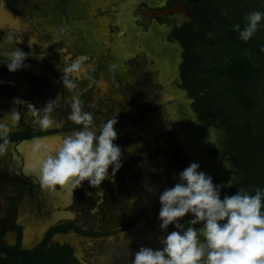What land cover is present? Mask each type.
I'll return each instance as SVG.
<instances>
[{"label": "rangeland", "instance_id": "rangeland-1", "mask_svg": "<svg viewBox=\"0 0 264 264\" xmlns=\"http://www.w3.org/2000/svg\"><path fill=\"white\" fill-rule=\"evenodd\" d=\"M129 1L131 0L76 1L80 12L68 13V16L62 18V23L59 26L56 25L64 30L62 31L63 40L53 42L54 46L60 50H53L47 55V60L54 71L56 85L60 86L61 89L65 88L61 81L63 76L61 70L68 63L65 60L68 53L72 59L81 55L88 56L84 68L91 79L81 77V83L77 86L76 91H78L83 103L86 105L94 104L95 110L90 112L93 113L97 125L115 116L116 103L124 100L115 91L119 89L130 91V87L137 86V91H131L128 98L118 105L120 112L116 114L117 124L114 125V129L117 132V139L114 143L118 144L121 149L123 148L122 165L126 167L124 173L128 183L132 172H136V165L137 167H146L150 174L132 184L134 188L126 191L128 197L142 193L145 196L141 197L146 202L158 200L159 192L174 186L177 182L175 177L179 171L192 162L199 163V170L204 163L207 164L206 166H210L212 171L207 167V172L209 170L208 175L212 176L214 184L227 185V181H231V186L221 188V198L232 189L233 192L234 190L238 191V188H241L250 174H255L257 170L264 168V55L252 56L263 65L261 79L253 91L258 100L257 116L254 120L248 122L238 120L234 109H223L218 117L220 121L210 117H201L194 107L196 97L192 95L191 87L185 86L182 80L183 46L197 53L204 46L205 41L212 38V33L198 22L193 23L190 20L192 9L183 4L181 0L178 2L182 4V7L184 6V11L186 9V16L182 22L178 21L177 16L164 18L163 16L166 15L155 18L153 14L151 18L147 19L148 16L144 12L150 7L157 9L166 8L167 5L171 6L173 0H150V3L157 4L155 6L144 3V1L138 4L141 0H137L133 3L134 6L128 10L127 16L122 8ZM212 1L223 7L222 12L227 17L240 12L241 15L244 12L243 17H246L247 13L251 11L264 12V0ZM176 5L178 4L176 3ZM175 14L182 16L180 8H174L170 15ZM119 16H121L120 19ZM88 21L98 22L97 27L95 28ZM154 21L159 24H155ZM76 26H82L83 30L80 34L78 30H75L74 27ZM88 28L96 30L90 37L88 36ZM152 28L156 29V32H160H157V35L161 34L160 39H162L163 46H159L163 47L161 50L166 56L165 62L163 59L161 60L158 54L157 45L149 42L148 44L151 43L152 47H148L145 44L147 39L152 38L150 36V29ZM259 28L264 31V27L260 26ZM122 41H124L123 44ZM84 42L89 43L90 49L83 50L82 48L79 52L70 51L72 46L83 45ZM121 44L123 50L120 49L119 51L123 55H121V60L117 61V58L115 59L116 53L113 50ZM142 44L147 47H145L146 51ZM160 67L165 72L169 70L166 72V76L164 75L165 77L160 78ZM106 91L110 94L112 92L111 100L105 98L110 95L105 94V96ZM109 102L112 104L107 107H100L101 103L105 105ZM177 102L182 103L186 108L185 114L188 122L193 121L192 126L195 131H192L194 135L199 133L198 127H202L207 131L204 133L207 135L205 138L208 141L201 138L199 143L190 147L191 149L183 144L182 131L177 127L174 119L171 120L170 117V108ZM203 107L205 108L204 104ZM135 156H140L141 159L134 160ZM232 175L235 176V179H232ZM149 187H154L155 193H150ZM138 197L140 196L133 197L131 200L134 198L135 200H130L131 202L128 204L143 202L141 201L142 198L137 201ZM91 205L96 209L99 201L94 200ZM185 218L186 221L191 217L186 215ZM146 223L142 230H139L138 227L133 229V231L137 230L136 237H142L140 239L142 242L139 243L140 246L136 251L141 246L159 248L158 237L165 234L159 228L158 222L147 220ZM199 226L196 225L195 227ZM168 230L169 232L172 231V229ZM156 233H158L157 237H155ZM143 236H146L145 239ZM122 237L121 240H124L125 237Z\"/></svg>", "mask_w": 264, "mask_h": 264}, {"label": "flooded vegetation", "instance_id": "flooded-vegetation-1", "mask_svg": "<svg viewBox=\"0 0 264 264\" xmlns=\"http://www.w3.org/2000/svg\"><path fill=\"white\" fill-rule=\"evenodd\" d=\"M76 1L0 0V62H5L7 53L15 47H19L26 53L35 51V55H29L25 61L28 65L27 68L9 72L6 65L0 64V81H3V83H0V123L7 124L11 128L7 151L4 155H0V264H128L124 256L119 258L121 252L126 255V246H122L120 240L123 238L122 236L131 233L138 226L139 221L132 217L126 219L124 216L126 215L125 212L128 211L127 207L137 205L139 202L131 205L128 203L134 201V199L131 200L133 197L140 196L136 200L139 201L138 199L142 198L141 201L143 202L138 205L143 206L146 204L160 207L159 200L146 202L141 197L144 195L142 193L127 196L126 191L134 188V185H132L134 182L150 174L146 167H137L136 165V172L133 170L135 173L132 172L128 183L124 173L126 167L122 165L115 174L114 182L105 179L99 188H95L90 187L87 181H83L81 186L73 190V193H71L70 186L57 188L55 191L42 189L38 183V170H33L31 167L35 164V161L31 158L32 140L34 138L44 137L48 138L49 143H55L57 137L68 135L74 130H79L80 127L66 119L67 113L70 111L67 100L74 93H70L66 88L61 89L60 86L56 85L54 71L47 60V55L51 51L60 50V48L54 46L53 42L56 40L62 41L64 38L62 32L64 30L56 25L59 26L62 23V18L68 16V13L80 12ZM142 1L151 6L157 5L147 0H141L138 4ZM176 3L178 5L175 6ZM183 7L178 0H173L171 6L167 5L166 8L157 9L150 7L149 10L145 9L144 12L147 13V19L151 18L153 14L155 18L166 15L163 17L177 16L178 21L182 22L184 16H186V9L184 11ZM174 8H180L182 16L170 15ZM190 20L193 23L196 22L193 13ZM183 22L185 23L186 20ZM97 23L90 22L95 28ZM155 24L159 23L155 22ZM74 28L76 31L78 30L79 34L83 30L82 26ZM87 31L90 37L96 30L88 28ZM10 35L13 37L11 42L7 39ZM30 37L39 44H33L32 48H29L28 41ZM17 39H20L22 43L16 44ZM149 42H152V40L147 39L145 44L152 47L151 43L148 44ZM123 43L124 41H122ZM122 44L113 50L116 53L115 59L117 58V61L121 60V55H123L121 52L123 50ZM44 47L46 48L44 49ZM145 47H143L144 50ZM183 47L185 52L186 47ZM82 48L83 50L90 49L89 43L84 42L83 45L72 46L70 51L79 52ZM120 49L121 51H119ZM40 53H45L44 58L38 59ZM192 53L193 51L189 49L186 58L188 59L191 56L189 54ZM68 56H70L69 53ZM165 57L164 55L162 59ZM190 63L191 61L188 64ZM159 69H161L162 75L160 78H162L163 75H166V72L162 67ZM188 69H191V67ZM71 78L79 86L81 78L79 80H76L75 76ZM161 82L163 83L162 80ZM131 91H137V86L130 87V91L120 89L115 91L124 99L119 101L118 104L116 103V114L120 112L118 105L128 98ZM105 94L110 93L106 91ZM107 96L105 98L111 100L112 92ZM56 97L53 118L58 122L62 121L63 126L60 128L53 126L42 131L34 123L32 109L27 104L39 109L44 107L47 101L54 100ZM15 99L21 101L18 100L16 104L14 103ZM103 103L100 107H107L112 104L109 102L102 105ZM180 105L184 107L182 103L177 102L170 108L171 120L174 119L173 121L179 129L178 109ZM13 109L20 114L18 122L12 121L10 117L9 113ZM184 109L186 108L184 107ZM83 110L87 112L95 110L94 104L86 105L83 103ZM198 129L199 133L202 132L200 136L203 138L204 132L207 131L202 127H198ZM181 139L183 144L189 146V148L193 146L184 142L183 133ZM138 159H141V157H134V160ZM206 165L205 163L202 164L200 171L208 174L209 170L212 171V168ZM207 167L209 168L208 172ZM109 171L111 172L110 168ZM231 191L233 192V189ZM230 192L227 195L234 194V192ZM94 200L99 201L96 209L91 205ZM129 219L130 221L126 224L125 221ZM185 219L184 217L182 222ZM153 227L155 228V226ZM157 234L155 237H157ZM145 237L143 236L144 239ZM141 238L140 236L127 238L126 240L129 241L127 251L135 253L140 246L139 243L142 242ZM154 247L156 249V246ZM114 255L116 256L114 257Z\"/></svg>", "mask_w": 264, "mask_h": 264}, {"label": "clouds", "instance_id": "clouds-1", "mask_svg": "<svg viewBox=\"0 0 264 264\" xmlns=\"http://www.w3.org/2000/svg\"><path fill=\"white\" fill-rule=\"evenodd\" d=\"M262 20L264 12L251 11L245 17L243 28L239 23L232 28L238 32L240 40L247 42ZM7 39L11 42L13 37L10 35ZM19 43L22 41L17 39L16 44ZM33 44L39 43L30 37L29 48ZM29 55H35V51L26 53L15 47L0 64L6 65L9 72H15L28 67L25 61ZM44 55L40 53L38 59ZM65 60L69 62L61 70V81L68 92L74 93L67 100L70 111L66 119L80 127L57 137L55 143H49L44 137L34 138L31 158L35 164L31 167L38 170V183L42 189L55 191L70 186L73 193L83 181L95 188H99L105 179L114 182L116 172L122 167L123 152L114 143L117 139L116 116L97 125L93 113L83 110V102L76 91L77 83L71 78L91 79L84 68L88 56L75 59L68 56ZM56 99L47 101L39 109L27 104L32 109L34 123L42 131L63 126L62 121L53 118ZM9 114L12 121H19V112L13 109ZM10 131L9 125L0 123V155L7 151ZM199 168L198 162L190 163L179 171L174 186L159 192L157 219L159 228L165 233L158 237L160 247L141 246L133 254L130 264H264V188L257 187L254 194L238 188L235 194H225L221 198V188L231 186V181L228 180L227 185L214 184L212 176ZM232 179H235L234 175ZM148 191L155 193L156 190L149 187ZM186 215L191 218L181 222ZM169 225L174 230L167 231Z\"/></svg>", "mask_w": 264, "mask_h": 264}, {"label": "trees", "instance_id": "trees-1", "mask_svg": "<svg viewBox=\"0 0 264 264\" xmlns=\"http://www.w3.org/2000/svg\"><path fill=\"white\" fill-rule=\"evenodd\" d=\"M181 1L192 9L195 21L213 35L197 53L189 54L188 59L189 48L186 47L184 52L182 80L185 86L192 88V95L196 97L195 109L201 117L214 120H219L223 109H234L240 121L254 120L258 100L253 91L261 79L263 65L252 56L264 55V31L259 28L249 41L244 42L232 28L236 23L243 28L244 12L227 17L222 12L223 7L212 0ZM261 24L264 27V20ZM203 104L205 108H202ZM257 172L250 174L241 185L249 194H254L257 187L264 188V168Z\"/></svg>", "mask_w": 264, "mask_h": 264}, {"label": "bare ground", "instance_id": "bare-ground-1", "mask_svg": "<svg viewBox=\"0 0 264 264\" xmlns=\"http://www.w3.org/2000/svg\"><path fill=\"white\" fill-rule=\"evenodd\" d=\"M135 1H137V0H131V1H129V2H127L125 5H124V7L122 8V11L125 13V15H127L128 16V10L132 7V6H134V2ZM148 1H150V0H148ZM121 9V8H120ZM130 12V11H129ZM146 13V12H145ZM147 14V13H146ZM121 15V14H120ZM144 15V14H143ZM120 19V18H119ZM132 19V18H131ZM129 20V19H128ZM124 21V20H123ZM132 22V21H131ZM123 24V23H122ZM121 24V25H122ZM127 27V26H126ZM134 28V27H133ZM157 28V27H156ZM125 29V28H124ZM151 31H150V36L152 37L151 38V40H152V42L155 44V45H157L156 46V48L157 49H159L158 50V54L160 55V58H161V60H162V57L164 56V54H162L163 52H162V50H161V48L163 49V47H160L159 45H162L163 43H162V39H160V35L158 34L157 35V32H159V31H157L156 32V29H150ZM131 32V31H130ZM129 33V32H128ZM133 33V32H132ZM160 33V32H159ZM146 35V34H145ZM163 36V35H162ZM132 37H133V35H132ZM128 40V39H127ZM142 41V40H141ZM165 45V44H164ZM142 46V45H141ZM163 46V45H162ZM143 47V46H142ZM145 47V46H144ZM175 50V49H174ZM173 50V51H174ZM146 51V50H145ZM172 54V53H171ZM174 57V56H173ZM169 58V57H168ZM175 58V57H174ZM163 60H164V62H165V59L163 58ZM166 65H168V64H166ZM169 67V66H168ZM166 68H167V66H166ZM167 71H169V70H167ZM166 71V72H167ZM162 75V74H161ZM164 76V75H163ZM166 76V75H165ZM164 76V77H165ZM164 80V79H163ZM169 82V81H168ZM168 97L169 98H171L170 97V95H168ZM167 97V98H168ZM166 98V97H165ZM178 98V97H177ZM181 106V105H180ZM178 111H179V118H180V121H178V125H179V127H180V129H181V131H182V133L184 134V142H186V144L187 143H189L188 145H195V144H197V143H199L200 141H201V133H198L196 136L194 135V133H193V126L191 125L192 123H193V121L191 122V120H190V122H188V119H187V117H186V114H185V112H186V109H184V107L183 106H181V107H179V109H178ZM177 121V120H176ZM187 121V122H186ZM189 123H191V124H189ZM203 135V134H202ZM205 136H207L206 134L204 135V137ZM209 136V135H208ZM203 137V138H204ZM206 139V138H205ZM207 140V139H206ZM196 147V146H195ZM195 147H193V148H195ZM140 203V202H139ZM138 203V204H139ZM125 204V203H124ZM134 205V206H129V207H127V209H128V211L127 212H125L126 213V215L124 216L126 219H128L129 217H132V218H134V219H136L137 221H139V224H138V229L139 230H142V228H143V226H144V224L146 223V221L147 220H151L152 222H158V224L160 223V221L157 219V216H158V212H159V209H158V206H156V205H150V206H148V205H146V204H144L143 206H140V205ZM142 205V204H141ZM115 208V207H114ZM117 209V208H116ZM122 209V208H121ZM124 209V208H123ZM122 212V211H121ZM120 213V212H119ZM119 213H118V215H119ZM117 217V216H116ZM95 218H98V217H95ZM102 218V217H101ZM90 220V219H89ZM94 220V219H93ZM108 221V220H107ZM106 221V222H107ZM183 221V220H182ZM181 221V222H182ZM118 222V221H117ZM168 229H172V230H174V228H173V226L172 225H169V228ZM169 231V230H168ZM137 232V230H134V231H132L131 233H127L126 235H124V236H126L125 237V240H120V244H122V246L124 245V246H126V248H125V250H126V255H125V253L123 254V252H121V254L119 255V256H121V257H123L124 256V258L126 259V262L129 264V262L131 261V259H132V256H133V254L131 253V252H129V251H127V247H128V245H129V241H127L126 239L127 238H134V236H135V233ZM136 239V238H135ZM131 240V239H130ZM136 244V243H135ZM123 250H124V248H123ZM117 251V250H116ZM132 251V250H131ZM102 256H104L105 257V255L104 254H102Z\"/></svg>", "mask_w": 264, "mask_h": 264}, {"label": "water", "instance_id": "water-1", "mask_svg": "<svg viewBox=\"0 0 264 264\" xmlns=\"http://www.w3.org/2000/svg\"><path fill=\"white\" fill-rule=\"evenodd\" d=\"M102 200H103V199H102ZM128 221H130V219H129V220H126V221H125V223L127 224V223H128ZM115 226H116V225H115ZM113 227H114V226H113ZM107 228H110V227H107Z\"/></svg>", "mask_w": 264, "mask_h": 264}]
</instances>
